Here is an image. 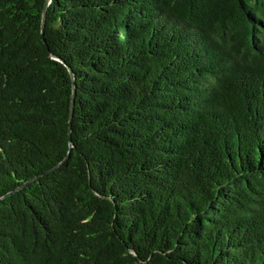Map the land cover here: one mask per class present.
Instances as JSON below:
<instances>
[{"label": "trees", "instance_id": "trees-1", "mask_svg": "<svg viewBox=\"0 0 264 264\" xmlns=\"http://www.w3.org/2000/svg\"><path fill=\"white\" fill-rule=\"evenodd\" d=\"M0 264H264V0H0Z\"/></svg>", "mask_w": 264, "mask_h": 264}, {"label": "water", "instance_id": "water-1", "mask_svg": "<svg viewBox=\"0 0 264 264\" xmlns=\"http://www.w3.org/2000/svg\"><path fill=\"white\" fill-rule=\"evenodd\" d=\"M44 20V13H43V16H42V22ZM72 94H73V85H72ZM71 100H72V96H71ZM70 112H71V108H70Z\"/></svg>", "mask_w": 264, "mask_h": 264}]
</instances>
